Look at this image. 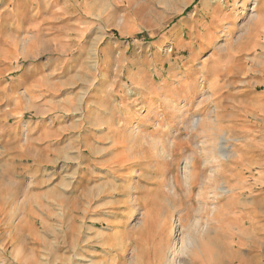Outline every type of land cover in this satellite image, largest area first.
<instances>
[{
	"label": "rangeland",
	"instance_id": "rangeland-1",
	"mask_svg": "<svg viewBox=\"0 0 264 264\" xmlns=\"http://www.w3.org/2000/svg\"><path fill=\"white\" fill-rule=\"evenodd\" d=\"M259 1L0 0V264L25 221L19 243L54 264L227 259L264 187Z\"/></svg>",
	"mask_w": 264,
	"mask_h": 264
},
{
	"label": "crops",
	"instance_id": "crops-1",
	"mask_svg": "<svg viewBox=\"0 0 264 264\" xmlns=\"http://www.w3.org/2000/svg\"><path fill=\"white\" fill-rule=\"evenodd\" d=\"M258 2V0H257ZM259 10L260 13L262 15V17L264 18V0H260L259 1ZM258 4V3H257ZM260 28L264 29V23L260 24ZM257 34L262 33V30L260 29V31H256ZM256 48H261L264 49V41H260L258 43V45L256 46ZM143 75V74H142ZM259 82V81H257ZM114 98V95H110L108 96L107 94H103L102 96H96V98L94 99V102L96 104H99V106L106 104V102H109L110 100H112ZM98 112H100L101 110L98 109ZM120 111H118L117 113L119 114ZM116 113V115H117ZM80 125V123H79ZM127 125V124H125ZM125 125H118L115 128L112 129V137L111 138V143H112V148L114 152L117 151H121V150H125V148L122 149H117V147L114 144V141H116L118 138H116L114 132H116V130H118L121 126L126 129L125 131L127 132V127ZM125 126V127H124ZM82 128V127H81ZM127 134H129L127 132ZM134 136V135H133ZM133 136H130L131 138ZM127 138L126 139V144L128 145L127 142H129L131 140V138ZM120 140V139H119ZM81 141V140H80ZM49 142V141H48ZM93 142V141H92ZM47 143V142H44ZM50 143V142H49ZM88 143V142H86ZM117 143V142H116ZM43 144V143H42ZM87 147H89L88 144H85ZM260 145L264 146V141L260 142ZM130 146V145H129ZM90 148H92V144L90 145ZM82 156L83 152L80 151L79 152ZM22 156H25L22 153ZM49 158V157H48ZM121 157H119L118 159L115 158L112 161L113 166H111L113 173L114 171H123L122 168L123 166H120V164L118 165V162L122 159H120ZM97 159V157H94L93 160ZM36 162H40L42 161V158L38 157V158H34L33 159ZM118 167H120V169H118ZM264 172V171H263ZM112 173V172H110ZM109 174V173H108ZM76 178V175L74 176H70L71 179V184L69 182V185L67 187L66 191H72V187H73V179ZM261 180L264 184V173L261 176ZM260 197H259V205L255 202L253 204V208L250 211V220L247 222H244L241 225V228L239 229V232L236 231V229H233V234L231 235V251L229 252V255L227 257V259H220L218 264H264V187L260 190ZM258 205V206H257ZM260 211V214H258L256 211ZM256 214L259 215V217L256 216ZM21 224V223H20ZM28 225H32V223L25 221L24 224L22 225H18V227H14L12 222L8 223V226H10V229H12L14 227L15 229V233H11L8 236L7 239H4V241L8 240L10 242L15 243L14 244V251L13 254L11 255L10 259L4 261L5 264H54L53 262V257H49L47 260H45L43 257L44 255L41 253V251H39L38 249H33V250H27L25 249L26 246L21 245L19 242L21 241H29V237L25 234L22 233V231L20 232V230H23V228L25 226ZM20 228V229H19ZM17 230L19 232H17ZM5 235V234H4ZM112 237V235H111ZM117 238V237H116ZM116 238H111L112 241H115L116 243V247L120 246V242L119 240H117ZM7 241V242H8ZM247 241V244L242 246V243ZM236 245L239 247V256L237 257V252H236ZM54 246V245H53ZM117 251L118 250H89L88 248H82L80 250H77L74 252V255L71 253H66V256L68 258V256H70V262L67 261L66 264H77V263H81V264H114L117 262ZM42 254V255H41ZM74 258H76V261H73ZM90 259L89 263L88 262H84V259ZM65 264V262H64ZM207 264H214V261H208Z\"/></svg>",
	"mask_w": 264,
	"mask_h": 264
},
{
	"label": "bare ground",
	"instance_id": "bare-ground-1",
	"mask_svg": "<svg viewBox=\"0 0 264 264\" xmlns=\"http://www.w3.org/2000/svg\"><path fill=\"white\" fill-rule=\"evenodd\" d=\"M256 3V2H255ZM223 8V7H222ZM222 8H219V9H217V10H215L214 11V17H215V20L217 21V22H222V21H225L224 19H225V13H224V11H223V9ZM250 9H254V7L252 8V7H250ZM213 30H214V28H208V29H203V30H201V32H200V38L202 39V40H208V39H211L212 37H214L213 35H214V33H213ZM192 54V53H191ZM193 60H195V55H192V57H191V59L189 60V62L191 63ZM192 68V67H191ZM188 72V70H186V73ZM184 80H185V87L186 86H190V88H191V90H193V88H195V87H197V79H193L191 76H187L186 74L184 75ZM205 79H203L202 81H201V84L203 85V81H204ZM205 82V81H204ZM142 86V85H141ZM188 161V160H187ZM190 162V161H189ZM189 164V163H188ZM188 166V165H187ZM193 165L191 164V167H192Z\"/></svg>",
	"mask_w": 264,
	"mask_h": 264
}]
</instances>
